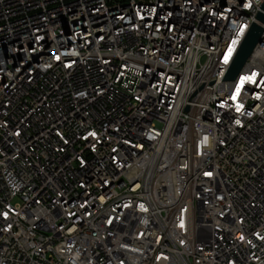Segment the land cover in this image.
I'll list each match as a JSON object with an SVG mask.
<instances>
[{
  "label": "built area",
  "instance_id": "1",
  "mask_svg": "<svg viewBox=\"0 0 264 264\" xmlns=\"http://www.w3.org/2000/svg\"><path fill=\"white\" fill-rule=\"evenodd\" d=\"M262 4L0 0V264H264Z\"/></svg>",
  "mask_w": 264,
  "mask_h": 264
},
{
  "label": "water",
  "instance_id": "2",
  "mask_svg": "<svg viewBox=\"0 0 264 264\" xmlns=\"http://www.w3.org/2000/svg\"><path fill=\"white\" fill-rule=\"evenodd\" d=\"M260 8L264 10V4H262ZM258 19L264 23L263 14H260ZM262 34L263 29L257 24H254L237 53V56L227 75V80H235L244 69L256 46L261 42Z\"/></svg>",
  "mask_w": 264,
  "mask_h": 264
}]
</instances>
